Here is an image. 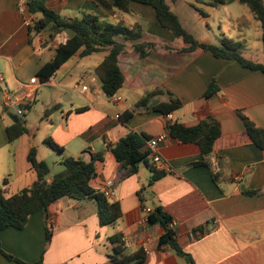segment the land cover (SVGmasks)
<instances>
[{"label":"crops","instance_id":"1","mask_svg":"<svg viewBox=\"0 0 264 264\" xmlns=\"http://www.w3.org/2000/svg\"><path fill=\"white\" fill-rule=\"evenodd\" d=\"M22 2L27 3L26 14L20 12ZM169 5L200 43L219 46L227 38L240 45L245 59L264 63L260 24L238 0L221 6L211 5V0L169 1ZM39 6L64 19L92 14L128 28L136 23L142 26L144 39L157 45L142 58L127 44L119 59L125 78L116 93L120 101L103 92L95 73L107 51L82 57L80 50L51 79L41 80L40 70L54 60L57 47L73 32L56 33L52 26L34 30L43 15L32 9ZM130 9V13L105 9L94 0H0V75L4 79L0 99L12 95L26 108L22 116L16 107L5 108L0 115V187L11 196L37 180L28 158L32 149L39 160L47 163L56 157L60 164L67 158L91 162L104 152L103 159L95 161L91 185L103 192L107 182L113 181L114 195L109 200L119 203L122 211L115 224L102 226L96 200L62 198L50 205L49 218L39 210L23 229L3 230L0 249L28 264H116L112 259L116 246L123 250L118 258L143 252L141 264H192L160 242L166 233L163 225L143 222L145 209L161 208L172 218L175 240L193 264H264V149L254 143L239 116L242 112L264 130V73L202 48L183 51L188 45L160 25L153 8L131 3ZM220 15L227 16L230 24L223 25ZM29 17L35 19L33 26L26 25ZM213 17L220 18L216 31L207 24ZM203 21L208 33L200 31ZM36 78L39 83L32 84ZM212 82L219 93L205 97ZM154 91L160 93L148 107L125 117ZM170 94L182 101L181 109L168 116L150 109L168 102ZM209 117L219 121L221 135L202 163L200 147L174 139L166 124L193 127ZM17 125L25 132L10 141L8 128ZM131 132L151 139L164 136L157 151L168 169L154 168L162 174L156 180L144 163L127 175L129 168L111 151ZM48 138L64 151L48 147ZM50 174L48 179L54 176ZM118 235L122 245L110 241ZM0 264L18 263L0 252Z\"/></svg>","mask_w":264,"mask_h":264},{"label":"trees","instance_id":"2","mask_svg":"<svg viewBox=\"0 0 264 264\" xmlns=\"http://www.w3.org/2000/svg\"><path fill=\"white\" fill-rule=\"evenodd\" d=\"M105 9H114L124 13H130L131 3H139L154 9L160 25L169 30L175 38L182 40L188 47L183 51H193L197 48L211 51L217 58L234 59L244 68L252 71L264 73V63H255L245 59L240 53V45L230 39L223 38L221 45H212L200 43L185 27L182 25L178 16L171 10L169 1L177 2L180 0H94ZM203 1V0H199ZM237 0H211V5L221 6L229 5ZM242 5L248 7L255 19L259 22L262 31V44L264 48V0H238ZM33 12L42 13L43 17L34 26V30L41 31L52 26L53 32H62L70 30L73 32L65 43L60 44L55 50L54 60L46 64L39 72L43 82L48 81L61 68L63 64L71 60L80 50L81 56H90L97 52L107 51L104 60L96 67L95 73L98 76L103 92L112 97L124 84V74L119 66L120 56L126 51L128 43L133 45L134 50L140 57H147L150 52L156 48V43L144 39L145 32L142 26L136 23L132 28H128L123 23H110L101 19L97 15L85 14L81 18L64 19L53 10L45 6H39L32 9ZM160 91H154L148 94L144 99L138 102L131 112H127L125 117L130 118L137 109L149 106L150 100ZM219 93V87L212 82L205 95L211 97ZM183 103L180 99L170 94L168 102L159 103L150 108L168 116L181 109ZM248 134L254 143L261 149H264V130L257 127L245 114L239 112ZM166 130L174 139L182 143H194L200 147L203 162L213 153L214 144L221 135V125L213 117H209L198 125L187 127L177 122L166 124ZM25 132L23 126H12L8 128L10 141L15 140L19 135ZM151 138L145 134L131 132L116 144L111 146L115 158L124 168H129L127 175L138 171L141 163L149 166L155 173L153 180L162 175L158 173L150 158L152 153L148 147V141ZM45 143L51 149L63 152L64 148L54 142L51 138L45 140ZM104 152L99 153L91 162H86L80 158H67L61 164L64 170L48 179L50 168L45 161L37 157V152L32 149L29 154V161L37 174V180L27 188L11 196L6 195V190L0 187V233L8 228L23 229L30 216L39 210H42L48 216V209L51 204L62 199H94L99 206L98 216L102 226L113 225L121 217L122 211L119 203L111 202L103 192L95 190L91 185V180L96 177V160L103 159ZM7 180L4 181L6 185ZM149 224H161L166 228V233L162 236L160 242L169 245L179 255L185 257L193 264L191 257L183 252L175 240V233L170 228L172 218L161 208H156L148 215ZM46 239L48 242L52 239V229L47 228ZM112 243L119 242L122 245L121 236L110 238ZM121 247V246H120ZM119 246L114 248L113 261L116 264H141L145 260L143 252H137L132 256L118 258L122 249ZM0 252L9 260L16 261L18 264H28L19 259ZM35 264H42L39 261Z\"/></svg>","mask_w":264,"mask_h":264},{"label":"built area","instance_id":"3","mask_svg":"<svg viewBox=\"0 0 264 264\" xmlns=\"http://www.w3.org/2000/svg\"><path fill=\"white\" fill-rule=\"evenodd\" d=\"M28 6L26 2H22L20 4V12H22V14H26L28 13ZM35 24V19L32 17H29L26 20V25L27 26H33ZM4 81L3 77L0 75V83H2ZM32 84H37L39 83V80L33 79ZM84 89H87V87L85 86ZM111 99L114 102L120 101L121 98L117 97L116 94L113 95L111 97ZM10 107H16L17 109V115L22 116L25 114L26 112V108L24 106H22L21 100H19L18 98L12 96V95H5L3 98L0 99V115L2 113V111L5 108H10ZM119 117V116H117ZM164 140V136L162 137H158V138H152L148 141V147L152 153V164L153 167L156 170H164L166 171L168 169V165L166 164V162L162 159V157L158 154V147L159 144ZM114 183L113 181H108L107 182V186L106 189H104L103 194L107 197V198H111L114 195V192L112 191V187H113ZM145 213H146V218L143 220L144 223L148 222V215L152 213V210L147 208L145 209Z\"/></svg>","mask_w":264,"mask_h":264},{"label":"rangeland","instance_id":"4","mask_svg":"<svg viewBox=\"0 0 264 264\" xmlns=\"http://www.w3.org/2000/svg\"><path fill=\"white\" fill-rule=\"evenodd\" d=\"M220 16L223 17V20H222L223 21V25L230 24L229 19H228L227 16H223V15H220ZM219 20H220L219 17H213L209 21V23H207V24L210 25V27H211L212 30H215L216 31V29L219 26V23H218ZM207 24L204 21L201 23V30H200L201 32L204 31V33L205 32L208 33V30L209 29H205V27L207 26ZM195 25H197V24H195ZM198 25H199V23H198ZM192 27H194V26H192ZM196 32H197L198 37H202V36H200L198 29L196 30ZM95 57H97L98 59L100 58L98 55H95ZM47 165L50 168V173L53 174V175H56L58 173H61L64 170L63 165L60 164L59 160H57L56 157L48 158Z\"/></svg>","mask_w":264,"mask_h":264}]
</instances>
